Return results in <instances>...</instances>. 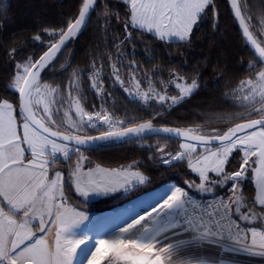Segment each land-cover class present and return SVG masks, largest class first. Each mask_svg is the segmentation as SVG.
<instances>
[{
	"label": "snow or ice",
	"instance_id": "1",
	"mask_svg": "<svg viewBox=\"0 0 264 264\" xmlns=\"http://www.w3.org/2000/svg\"><path fill=\"white\" fill-rule=\"evenodd\" d=\"M99 2L80 0L74 17L62 25L42 28V34L33 37L45 47L38 58L15 60V48L8 53L15 62L7 87L18 95V103L0 98V264H225L200 252L204 245L264 256V0H256L255 4L250 0H243V4L241 0H228L233 19L257 62L246 66L251 74L226 93L240 110L222 114L216 122L230 126L211 131L199 126L157 128L153 119L158 113L146 120L126 122L103 106L89 111L83 103L78 69L73 71L66 89L42 81L41 73L55 66L58 55L98 11ZM122 3L128 10L124 19L128 40L131 29H136L161 41L187 42L206 10H213L218 19L214 0ZM253 7L258 9V16ZM109 11L104 8L106 25L113 18ZM114 16L119 19L118 13ZM108 61L113 83L144 105L170 102L175 106L199 87L196 78L188 80L173 72L167 84L160 81L162 90L151 78L142 88L145 81L136 77L134 69L126 81L111 56ZM102 73L103 65L97 67L93 62L90 87L103 100L106 90ZM172 85L177 95L168 92ZM154 132L179 139L176 152H165L166 145H158L157 151L163 164L186 162L198 176V184L186 182L188 188L206 194L220 186L230 188V196L217 197L208 204L198 202L185 188L173 186L127 209L110 234L95 239L79 234L89 216L69 206L64 176L60 171L50 175L51 169L61 157L69 161L72 154H77L68 178L84 200L118 191L129 193L147 181L135 165L120 169L97 165L84 170L81 148L98 142L140 139ZM234 153L238 154V166L229 171ZM246 180H251L255 188L251 201L243 194ZM237 216L239 221L249 225L259 222L261 226L244 228L235 219Z\"/></svg>",
	"mask_w": 264,
	"mask_h": 264
},
{
	"label": "trees",
	"instance_id": "2",
	"mask_svg": "<svg viewBox=\"0 0 264 264\" xmlns=\"http://www.w3.org/2000/svg\"><path fill=\"white\" fill-rule=\"evenodd\" d=\"M241 2L243 4V0ZM250 2L255 4L256 0ZM79 4L80 0H0V98L18 103L17 95L7 87L13 76L15 62L8 53L15 48V60L23 61L29 56L38 58L45 47L33 37L42 34L41 29L44 27L59 26L74 17ZM97 7L98 11L92 13L86 28L70 41L53 62L55 66H50L42 72L43 82L52 85L64 84L70 73L78 69L81 75L80 87L85 102L89 105L88 109L102 102L116 114H133L134 119L139 121L152 118V111L128 99L117 83H113L108 61L111 56V62L119 66L122 78L127 76L126 74H133L134 69L138 79L146 82L151 78L159 87L160 81H167L173 72L180 73L188 80L196 78L199 81L198 89L191 96L155 115V127L199 126L211 131L230 126L228 123L216 122L218 116L235 113L239 109L228 99L226 93L251 74V70L246 66L257 61L244 44L226 0H214L218 19L215 18L213 10H206L194 26L187 42L161 41L136 29H131L132 37L128 40L124 30V19L128 10L122 1L100 0ZM105 7L110 9L109 16L113 17L108 25L105 24ZM252 11L259 15L256 7H253ZM116 13L119 14V19L115 18ZM253 23L255 25L257 21ZM93 62L97 67L103 65L102 78L106 90L103 100L90 87L89 73ZM154 72L156 75H153ZM156 140L166 141L174 148L179 145L178 141L162 137H143L81 150L89 163L106 168L135 165L147 177L146 184L136 187L123 197L89 204L81 202L73 195L68 178L77 159L72 155L69 161L60 162L67 202L78 209L104 212L168 183L185 188L192 194L186 182L193 181L194 175L189 171L187 163L162 165L158 151L144 146ZM237 157L238 154L234 153L228 165L229 171L236 170ZM243 188L245 197L252 200L253 182L244 181ZM223 190L224 188L214 193Z\"/></svg>",
	"mask_w": 264,
	"mask_h": 264
},
{
	"label": "rangeland",
	"instance_id": "3",
	"mask_svg": "<svg viewBox=\"0 0 264 264\" xmlns=\"http://www.w3.org/2000/svg\"><path fill=\"white\" fill-rule=\"evenodd\" d=\"M72 73H70V76L68 78V80L64 83V84H61V85H58V84H50L54 87L56 86H59L61 88H67L68 86V83H69V80H70V77L72 76ZM127 76H124L123 78L127 81V79L132 75V74H126ZM11 80H12V77L9 81V84L11 83ZM46 83V82H44ZM146 83V82H145ZM142 84V88H146L147 87V84ZM165 84L168 83V80L167 81H164ZM8 84V85H9ZM49 84V83H48ZM117 86L123 91V93L128 97V99L132 100V101H135L137 102L138 104L141 105V107L143 108H147L148 110L152 111L153 113H158L162 110H168L174 106H172L170 104V102L164 104V105H161V104H158V103H155V102H150V106L149 105H144L141 101H139L138 99L134 98L133 96L129 95L127 92H125L120 86L119 84L117 83ZM128 87H130V85H126ZM154 86L158 89V90H162L161 88V84H160V87L158 86V84H154ZM233 89V88H232ZM229 90V93L231 92V90ZM10 90V89H9ZM13 94L17 95L16 93H14V91L10 90ZM196 91V90H195ZM194 91V92H195ZM168 92L171 94V95H177V90L175 89V86L172 85L168 88ZM83 96V95H82ZM17 98H18V95H17ZM188 97H186L185 99H187ZM184 99V100H185ZM228 99H230L232 101V103L234 104V106H237L239 107L237 104H235V102L233 101L232 97L230 95H228ZM183 100V101H184ZM182 102V101H181ZM83 103H84V106L87 110L89 111H93V110H98L101 106H103L104 108H106L107 110H109L110 112H112L114 115H116L117 117L119 118H122L124 119L126 122H130L132 120H135L134 119V115L133 114H116L114 113L113 111H111L112 109L108 106H106L104 103L101 102V104H98V105H93V106H90V109H88V103L85 102V97H84V100H83ZM178 105V104H177ZM176 106V105H175ZM240 109H238L239 111ZM237 112V111H235ZM74 115V114H73ZM90 134L92 135H96V131L95 130H89ZM139 145H142L141 143H139ZM158 145H166V148H165V152H171V153H174L178 150L179 148V145L178 146H174L172 144H169L168 142L166 141H163V140H156V141H153V142H150V143H147V144H144V146L148 147L149 149L153 150V151H157V146ZM176 149V150H175ZM159 153V152H158ZM73 156H75L76 159H78V155L77 154H72ZM71 155V156H72ZM84 157V156H83ZM159 157L160 159L162 160V157H161V154L159 153ZM163 158H166V157H163ZM61 162L65 163L67 161H62ZM162 163V162H161ZM175 163V162H173ZM162 165H171V164H163ZM190 171V170H189ZM191 172V171H190ZM192 173V172H191ZM194 180L197 184L199 183V178L198 176H196V174H194ZM211 176V174H210ZM244 183V182H243ZM230 184V182H229ZM224 187H220V186H217L213 189L212 192L210 193H206V194H203V193H199L197 192V190L195 188H190V190H192V194L193 195H209V194H212L214 192L217 191V189H222ZM249 200V199H248ZM251 201V200H249ZM257 207V206H256ZM235 219H237V221L239 223H241V226L246 228V227H251V226H255V227H260V223L259 222H256L252 225H249L243 221H239V217H235ZM200 252L202 253H207V254H210L212 256H214L217 260H223L225 262V264H264V256H259V255H249L248 253L244 252V251H240V250H235V251H225L223 248H220V247H216V246H213V245H204L201 249H199Z\"/></svg>",
	"mask_w": 264,
	"mask_h": 264
},
{
	"label": "crops",
	"instance_id": "4",
	"mask_svg": "<svg viewBox=\"0 0 264 264\" xmlns=\"http://www.w3.org/2000/svg\"><path fill=\"white\" fill-rule=\"evenodd\" d=\"M148 34L154 36L151 33H148ZM167 42H169V41H167ZM171 42H179V41L173 40ZM84 158H85L83 160V168H84V170H87L89 168H93L94 169L98 165V164H95V163H89L85 156H84ZM61 160L63 161L62 157H61L60 161L51 169L50 175L54 174L56 171H60L63 174L62 170L59 168L60 167L59 163L61 162ZM76 162H77V160H75L73 168L75 167ZM99 166H101V165H99ZM128 166H130V165H125V166H121V167H118V168H109V169H120V168H125V167H128ZM101 167H103V166H101ZM103 168H106V167H103ZM143 185H138L137 187H140V186H143ZM173 186H175V185L172 184V183L165 184V185H163V186H161L159 188H156L154 190L145 192V193H143L141 195H138V196L133 197V198H131L129 200H126L123 203H121L120 205H118V206H116V207H114V208H112L110 210L104 211V212L83 210V211H85L88 214L89 220L87 222H85L84 225L81 226V229L79 230V234L90 236L93 239H95V238H97L99 236L110 234L111 230H113L117 224L122 222L121 217H122V215L125 213V211L127 209L132 208V207H134V206H136L138 204H141V202L148 201L149 198L154 193H157V192H161L162 193L167 188H170V187H173ZM253 187H254V184H253ZM70 188H71V191H72L73 195L77 199H79L81 202L87 203V204L96 203V202H99V201L112 199V198H117V197H123L126 194H128V193H123L122 191H118L116 193H111V194L106 195V196H90L87 200H84V198H82L81 196H79V194H77L75 192V188H74V185H73L71 180H70ZM217 190H219V189H217ZM254 196H255V188H254ZM69 206H71V205L69 204ZM78 210H82V209H78ZM136 210L140 211L141 208L137 207Z\"/></svg>",
	"mask_w": 264,
	"mask_h": 264
},
{
	"label": "water",
	"instance_id": "5",
	"mask_svg": "<svg viewBox=\"0 0 264 264\" xmlns=\"http://www.w3.org/2000/svg\"><path fill=\"white\" fill-rule=\"evenodd\" d=\"M226 3H227V6H228V9H229V11H230V6H229V3H228V0H226ZM231 13V12H230ZM92 15V14H91ZM231 16H232V18H233V15H232V13H231ZM91 17V16H90ZM90 19V18H89ZM89 19H88V21H87V23H86V26H87V24H88V22H89ZM234 20V19H233ZM234 22H235V24H236V27H237V30H238V32H239V34H240V36H241V38H242V40L244 41V39H243V37H242V35H241V29L238 27V25H237V22L234 20ZM86 26H84L83 27V29H82V31L86 28ZM81 31V32H82ZM80 32V33H81ZM70 43V42H69ZM68 43V44H69ZM244 44H245V41H244ZM246 45V44H245ZM246 47L249 49V51L251 52V54H252V51L250 50V48H249V46H247L246 45ZM63 52V51H62ZM60 55V54H59ZM58 55V56H59ZM253 55V54H252ZM254 57V56H253ZM42 74V73H41ZM157 128H163V127H157ZM146 137H162V138H166V139H170V140H174V141H178V142H180L179 141V139L178 138H176V137H169V135L168 134H166V133H163V132H154V133H149ZM132 139H136V138H132ZM131 140V139H130ZM125 140H121V141H109V142H98L97 144H95V145H90V146H82V148H81V150H90V149H94V148H97V147H99V146H102V145H105V144H110V143H118V142H124Z\"/></svg>",
	"mask_w": 264,
	"mask_h": 264
},
{
	"label": "built area",
	"instance_id": "6",
	"mask_svg": "<svg viewBox=\"0 0 264 264\" xmlns=\"http://www.w3.org/2000/svg\"><path fill=\"white\" fill-rule=\"evenodd\" d=\"M231 192H230V188H225L224 187V190L223 192H220V193H212V194H209V195H192V197L194 199H196L198 202L199 201H202V202H205V203H208V204H211L214 202L215 198L217 197H223L224 199H227L229 196H230ZM67 201V200H66ZM68 203V202H67ZM214 246V245H213ZM217 247V246H216Z\"/></svg>",
	"mask_w": 264,
	"mask_h": 264
}]
</instances>
